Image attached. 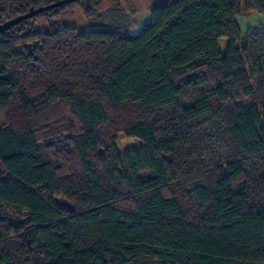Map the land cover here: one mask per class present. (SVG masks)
<instances>
[{
    "label": "trees",
    "instance_id": "16d2710c",
    "mask_svg": "<svg viewBox=\"0 0 264 264\" xmlns=\"http://www.w3.org/2000/svg\"><path fill=\"white\" fill-rule=\"evenodd\" d=\"M58 1L0 0V25ZM102 2L0 32V264H264V33L238 25L264 0L54 28Z\"/></svg>",
    "mask_w": 264,
    "mask_h": 264
},
{
    "label": "rangeland",
    "instance_id": "374dc122",
    "mask_svg": "<svg viewBox=\"0 0 264 264\" xmlns=\"http://www.w3.org/2000/svg\"><path fill=\"white\" fill-rule=\"evenodd\" d=\"M166 0H103L99 13L101 17L94 21H89L83 11L79 8L65 11L57 19L53 20L54 28H74L78 33L97 29L121 30L122 33L135 35L140 28L148 21L151 10L165 3ZM263 21L261 16L256 14H243L238 18V25L242 34L250 28V20ZM34 31L45 33L49 31L46 20H36L33 22ZM226 40H221L219 49L223 51ZM142 146L136 139H121L116 142V150L123 154L129 150H135ZM146 264V263H145Z\"/></svg>",
    "mask_w": 264,
    "mask_h": 264
},
{
    "label": "water",
    "instance_id": "95a60500",
    "mask_svg": "<svg viewBox=\"0 0 264 264\" xmlns=\"http://www.w3.org/2000/svg\"><path fill=\"white\" fill-rule=\"evenodd\" d=\"M78 1H81V0H60V1L55 2V3H53V4L49 5V6H46V7L34 10V11H30V12H28L27 14H25L23 16L14 18V19L9 20L6 23L0 25V32L6 31L9 28L17 25L18 23H21L22 21H26V20H29L31 18H34L35 16H37V15L43 13V12H46V11H49V10H52V9H55V8H59L61 6L67 5V4L75 3V2H78Z\"/></svg>",
    "mask_w": 264,
    "mask_h": 264
},
{
    "label": "crops",
    "instance_id": "0c3cea01",
    "mask_svg": "<svg viewBox=\"0 0 264 264\" xmlns=\"http://www.w3.org/2000/svg\"><path fill=\"white\" fill-rule=\"evenodd\" d=\"M246 14L250 15L249 13H246ZM250 22H251V25L249 28L250 31H252V32H263L264 33V19L261 22L259 20L256 21L255 19L252 18V20H250ZM226 46H227V43L224 46V48H226ZM224 50L223 51L220 50V51L223 53Z\"/></svg>",
    "mask_w": 264,
    "mask_h": 264
}]
</instances>
